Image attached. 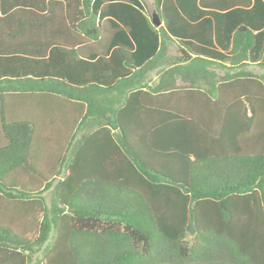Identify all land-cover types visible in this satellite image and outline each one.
I'll return each mask as SVG.
<instances>
[{
	"label": "trees",
	"instance_id": "1",
	"mask_svg": "<svg viewBox=\"0 0 264 264\" xmlns=\"http://www.w3.org/2000/svg\"><path fill=\"white\" fill-rule=\"evenodd\" d=\"M153 4L0 0V264H264V0Z\"/></svg>",
	"mask_w": 264,
	"mask_h": 264
},
{
	"label": "rangeland",
	"instance_id": "2",
	"mask_svg": "<svg viewBox=\"0 0 264 264\" xmlns=\"http://www.w3.org/2000/svg\"><path fill=\"white\" fill-rule=\"evenodd\" d=\"M146 2V8L147 12L151 15H153V6L151 4V0H145ZM167 49H166V57H168V63H172L175 60H181L183 53L180 52V49L182 48L181 45L178 42H172L168 41L166 43ZM169 55V56H168ZM246 69L250 70L251 72L255 73L256 75L264 76V65H259L256 63H249L245 66ZM264 78V77H263ZM46 199L49 201V197L51 192L47 191L45 192Z\"/></svg>",
	"mask_w": 264,
	"mask_h": 264
},
{
	"label": "crops",
	"instance_id": "3",
	"mask_svg": "<svg viewBox=\"0 0 264 264\" xmlns=\"http://www.w3.org/2000/svg\"><path fill=\"white\" fill-rule=\"evenodd\" d=\"M144 2H145V0H144ZM151 4H152V6H153V14H154V4H153V0H151ZM145 5H146V2H145ZM146 10H147V8H146ZM149 14V13H148ZM150 15V14H149ZM151 16H153V15H151ZM156 21H157V19H156ZM155 21V22H156ZM159 21V20H158ZM157 27L156 28H159V26H164V22L163 21H159V24H155ZM170 41H172V42H178L180 45H181V49H180V52H182V50H183V55H182V57H181V60H175V61H182V60H184V59H187L188 57H190L189 55H188V53L186 52L187 50H186V48H184L183 47V45L176 39V38H171V40ZM169 56V55H168ZM174 61V62H175ZM173 63V62H172ZM224 65L225 66H228L229 64L227 63V62H224ZM217 70V72L218 73H220V74H223L224 73V71L222 70V69H220V68H217L216 69ZM155 71H156V68L155 69H153V70H150V71H148L147 72V74H148V84H150V85H152V84H154V83H156L157 82V79H158V77H157V75L155 74Z\"/></svg>",
	"mask_w": 264,
	"mask_h": 264
},
{
	"label": "water",
	"instance_id": "4",
	"mask_svg": "<svg viewBox=\"0 0 264 264\" xmlns=\"http://www.w3.org/2000/svg\"><path fill=\"white\" fill-rule=\"evenodd\" d=\"M155 24H159V21L157 20V21L155 22Z\"/></svg>",
	"mask_w": 264,
	"mask_h": 264
}]
</instances>
